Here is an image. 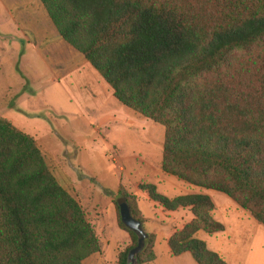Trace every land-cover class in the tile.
<instances>
[{"label":"trees","instance_id":"16d2710c","mask_svg":"<svg viewBox=\"0 0 264 264\" xmlns=\"http://www.w3.org/2000/svg\"><path fill=\"white\" fill-rule=\"evenodd\" d=\"M57 36L95 69L122 106L163 127L159 169L220 192L264 227V0H38ZM137 189L191 219L166 239L171 255L226 264L197 231L223 225L203 193ZM130 215L140 213L121 194ZM117 208V205H116ZM118 212V208H117ZM118 215V213H117ZM119 217V216H118ZM116 264L153 259L142 230ZM77 202L54 180L34 141L0 119V264H81L98 252Z\"/></svg>","mask_w":264,"mask_h":264},{"label":"rangeland","instance_id":"374dc122","mask_svg":"<svg viewBox=\"0 0 264 264\" xmlns=\"http://www.w3.org/2000/svg\"><path fill=\"white\" fill-rule=\"evenodd\" d=\"M38 4L0 0V119L34 141L54 180L79 205L99 247L81 264H116L129 244L117 226L121 194L134 205L137 185L150 180L167 197L202 189L159 169L163 127L117 102L99 73L57 36L44 11L37 13ZM217 193L227 200L211 197V216L224 232L194 236L218 246L226 264H264V227ZM140 227L155 234V257L144 264H195L188 254H167L165 236L173 227L155 230L146 221Z\"/></svg>","mask_w":264,"mask_h":264},{"label":"crops","instance_id":"0c3cea01","mask_svg":"<svg viewBox=\"0 0 264 264\" xmlns=\"http://www.w3.org/2000/svg\"><path fill=\"white\" fill-rule=\"evenodd\" d=\"M9 1H12V0H9ZM20 0H15V2H19ZM37 13L38 12H43L42 10V7L41 5H37ZM7 13V12H6ZM8 14V13H7ZM150 183H153L152 180L149 181ZM201 188V187H200ZM202 190L200 191V193H203V194H206L210 199L211 197L214 198V197H221L223 198V200L226 199V197L224 196H220V194L217 193V191H214V190H209V189H204V188H201ZM199 192V191H198ZM210 192V193H209ZM220 193V192H219ZM133 194L135 195V204H136V208L137 210L139 211L140 213V217L142 218V223L144 221L146 222H152L154 223L157 228H155V230H160L161 228H169V227H173V228H170V230H168L166 232V235L165 236L166 238L174 231L178 230L181 228V226L188 222L190 219H191V214L190 212L186 209V208H177L175 210H172V211H169V210H163L161 209V207L159 206L158 208V205L155 204L154 202L150 201L148 199V197L146 196V194L142 191H134ZM186 194V193H184ZM176 196V195H175ZM227 200V199H226ZM230 202V201H229ZM231 204V203H230ZM183 209L185 210L184 213L182 212ZM159 210H163L162 212H159ZM159 213H164L165 215L164 216H161L159 215ZM213 213V212H212ZM158 217H157V216ZM161 218V219H160ZM250 218V217H249ZM156 220V221H155ZM162 220V221H161ZM217 221V220H216ZM220 222V221H218ZM222 224V223H221ZM223 229L225 230V226L223 227ZM224 230L222 231H219V232H216V233H212V234H221L224 232ZM150 233H153V232H150ZM154 234V233H153ZM155 235V234H154ZM202 240V239H201ZM166 243V242H165ZM206 248L210 251H213V252H216V253H219V248L218 246L214 247V243H210L211 246H208L207 243H204ZM217 244V243H216ZM167 246V245H166ZM209 247H212V248H209ZM212 249V250H211ZM155 250H156V245L155 243H153L152 245V252H153V256L155 257ZM167 254L169 256H171V258H181V256L183 254H187V253H181L179 255H171L168 251V247H167ZM184 260L186 261V263H188V261L186 260V257H183ZM226 263V262H225ZM190 264V263H189Z\"/></svg>","mask_w":264,"mask_h":264},{"label":"water","instance_id":"95a60500","mask_svg":"<svg viewBox=\"0 0 264 264\" xmlns=\"http://www.w3.org/2000/svg\"><path fill=\"white\" fill-rule=\"evenodd\" d=\"M117 208H118V216H119V221L121 222V224L133 231L136 235H138V241L136 243V246L133 249H130L128 254H127V261L131 262L132 261V255L133 253L138 250L140 248V243H141V239L143 237L142 234V229L140 227V222L136 219H134L131 215H130V211L128 209V206L121 200L118 201L117 203Z\"/></svg>","mask_w":264,"mask_h":264}]
</instances>
